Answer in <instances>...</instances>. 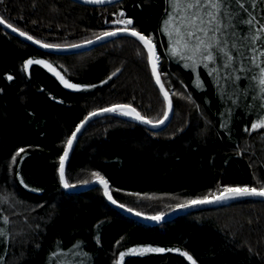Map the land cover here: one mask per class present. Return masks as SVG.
Here are the masks:
<instances>
[{
    "label": "trees",
    "instance_id": "1",
    "mask_svg": "<svg viewBox=\"0 0 264 264\" xmlns=\"http://www.w3.org/2000/svg\"><path fill=\"white\" fill-rule=\"evenodd\" d=\"M168 8V0L107 7L72 0L0 3V16L45 44L92 41L124 26L112 23L121 11L132 19L129 27L153 37L164 85L176 90L170 124L156 132L117 116L92 121L66 168L71 187L100 172L119 204L149 217L223 185H264V128L245 130L264 118L258 86L243 77L233 86L223 69L212 73L217 65L186 67L191 62L171 55L162 31ZM29 59L48 60L67 81L92 87L69 92L40 65L25 69ZM148 70L147 49L133 37L53 55L0 26V264H116L120 252L148 245L165 251L127 253L123 264H191L183 251L197 264H264V201H235L148 226L113 208L102 188L70 193L62 187L65 142L90 113L124 103L154 121L163 118L166 102L154 82L139 92ZM14 229L22 231L15 240ZM77 242L80 249L73 248ZM177 248L182 251L171 250ZM59 250L63 255L52 258Z\"/></svg>",
    "mask_w": 264,
    "mask_h": 264
},
{
    "label": "snow or ice",
    "instance_id": "2",
    "mask_svg": "<svg viewBox=\"0 0 264 264\" xmlns=\"http://www.w3.org/2000/svg\"><path fill=\"white\" fill-rule=\"evenodd\" d=\"M3 0H0L2 3ZM92 3H104L105 0H90ZM169 8L166 10L167 15L163 21L162 31L166 33L171 42L170 54L178 56L185 61L186 67H196L198 64H203L208 67L209 63L217 65L212 68V73H219L221 69L224 70V77H226L233 86L237 81L246 78L255 82L259 88L258 99L264 102V0H168ZM261 8L259 17L255 14L257 7ZM119 15L122 17L119 20L113 21L123 27H117L111 31H104L102 35L97 36L96 39L100 40L105 37L115 36L120 33L130 34L143 44L147 49L148 59L151 62L152 73L155 76L156 83L160 86L163 92L164 100L167 102V109L164 111L162 119L153 120L149 117L142 115L135 107L130 104H114L108 108L99 109V112H120L125 116L134 117L136 120L143 121L147 124H162L168 119L169 113L172 111V99L169 91L165 88L164 83L161 81V74L158 71L159 54L156 50L154 39L150 35H145L138 31L135 27H129L133 24L131 18H123L124 12L121 11ZM0 23L6 24L8 28L13 29L20 33L21 36L27 37L29 40L34 39L31 35L15 28L13 24L9 23L0 16ZM40 44V40L35 41ZM84 43H92L90 40ZM46 48H58L59 45L44 44ZM33 63L44 64L50 71H54L57 76H60L61 81L71 88L80 89L82 87H92L91 85L82 86L73 84L64 79L59 72L44 60H26L24 68L27 69ZM112 75H115L113 73ZM12 79L11 76L8 77ZM111 78V77H109ZM219 82V81H218ZM182 95V94H181ZM190 99V97H186ZM264 108V103L261 104ZM96 112L90 113V116L96 115ZM78 126L66 140V148L63 155L60 157L59 176L60 181L65 189L70 188L72 185L69 183L65 175V159L72 148L73 141L76 139L77 132L80 131ZM226 127V123L222 125ZM264 128V118L257 119L255 123L251 124L250 128L246 131H253ZM24 152L21 148L17 151L16 156ZM13 163H16L15 156ZM92 176L104 186L105 195L113 204L118 203L111 192L109 191V181L100 172L94 171ZM23 183V180H21ZM119 190V189H118ZM135 195L139 196V193ZM241 197H264V185L254 187L249 185H223L217 192H210L203 197H195L186 200L183 204L176 207H191L201 204H211L221 201H226ZM120 207H124L120 204ZM133 211V209H128ZM137 215H142L137 213ZM163 214L157 213L152 219H162ZM4 222L8 221V217H3ZM3 230L0 229V236H3ZM81 242H77L73 246L74 249L81 248ZM177 252L182 250L171 249ZM164 248L148 246H140L139 248H129L127 253H147V252H164ZM126 252L119 253V260L117 264H123ZM182 254L187 257L191 264H197L196 259L187 251ZM58 255H63V250L59 252L54 251L51 253L52 258H57ZM83 255L87 256V253ZM90 259V257H89ZM59 264H69L68 261H61ZM80 264H84L83 261Z\"/></svg>",
    "mask_w": 264,
    "mask_h": 264
},
{
    "label": "water",
    "instance_id": "3",
    "mask_svg": "<svg viewBox=\"0 0 264 264\" xmlns=\"http://www.w3.org/2000/svg\"><path fill=\"white\" fill-rule=\"evenodd\" d=\"M72 1H74L76 3H79V4L86 5V6H90V7H107V6H111V5H114L116 3L122 2L124 0H105L104 3H92V2H90V0H72ZM0 26L3 29H5L7 32H9L10 34L14 35L15 37H18L19 39H21L22 41L28 43L29 45H31V46L39 49V50H42L44 52L53 54V55H74V54H79V53H83V52H86V51H90V50H92V49H94V48H96L98 46H101V45H103L105 43H108V42H110L112 40H115V39H117L119 37H123V36L133 37L130 34L120 33V34H117L115 36L105 37V38L100 39V40L94 39V40H92V43H88V44L83 43V44L69 46V47L46 48V47L43 46L45 43L41 42L40 44H37L35 42L36 41L35 38L32 39V40H29L27 37L21 36L19 32L8 28L6 24L0 23ZM133 38L138 40V38H136V37H133ZM156 50H157V46H156ZM157 52H158V50H157ZM159 57H160V55H159ZM35 60L47 61L52 66V68H54L57 72H59L58 69L52 63H50L48 60H45V59H35ZM35 60H33V61H35ZM160 64H161V61L159 60L158 71L161 74V81L163 82V77H162V73H161V70H160ZM34 65H40L41 67H43L53 78L57 79L67 91L72 92V93H76V92H78L80 90V89H76V88L67 87L61 81L60 76H57L54 71H50L49 68L46 67L44 64L33 63L32 65H30L28 67V69L30 70V68L32 66H34ZM149 67H150L152 80H153L154 84L156 85V87L158 88L160 94L164 98L163 92L160 90V86L156 83L155 76L152 73V66H151V62L150 61H149ZM71 83H73V82H71ZM73 84H76V83H73ZM171 99H172V97H171ZM166 109H167V102H166ZM95 112L97 113L96 115H94V116L88 115L80 123V125L83 124V126L80 127V131L77 132L76 139L73 141L72 148L69 150V154H68L67 158L65 159V175H66V168H67V165H68L69 160L71 158L72 152H73V150H74L79 138L81 137V135L85 131L86 127L92 121H95V120L100 119V118L108 117V116H117V117L126 118L128 120L136 122V123L148 128V129H150L151 131L158 132V131H162L163 129H165L170 124V122H171V120H172V118L174 116V104H173V100H172V111L169 113L168 119L165 120L162 124H159V125H155V124H151L150 125V124L144 123L143 121L136 120L134 117L125 116V115L121 114L120 112H99V111H95ZM62 187H63V184H62ZM97 187L102 188L103 191H104V186L102 184H100L96 179L94 181H92L91 183L84 184V185L79 186V187H70V188H67V189H65L64 187L63 188H64L65 191L70 192V193H79V192L88 191V190H91V189L97 188ZM109 191L111 192L110 184H109ZM104 195H105V192H104ZM111 195H112V192H111ZM105 197L109 201L110 205L113 208H115L117 211H119L121 214L125 215L128 218L136 220L139 223H142V224H145V225H148V226H159V225H161L163 223L171 222V221H173V220H175V219H177V218H179L181 216H185V215L190 214V213L227 206V205H230L231 203H233L235 201H240V200H260V201H264V197H241V198L230 199V200L221 201V202H217V203L201 204V205L191 206V207L176 208V209H174V210H172V211H170L168 213L163 214L162 219L155 220V219H152V217H149V216H146V215H143V214L142 215H137V212L129 211L128 208H126L125 206L124 207H120L119 203L113 204L112 201H110L106 195H105Z\"/></svg>",
    "mask_w": 264,
    "mask_h": 264
},
{
    "label": "rangeland",
    "instance_id": "4",
    "mask_svg": "<svg viewBox=\"0 0 264 264\" xmlns=\"http://www.w3.org/2000/svg\"><path fill=\"white\" fill-rule=\"evenodd\" d=\"M159 60L161 61V59H159ZM160 68H161V64H160ZM161 73H162V77H163V72H161ZM151 81H153V80H152V76H151V72H150V67H149L148 72L144 76V82H143L142 86L140 87L139 92H142L143 88L146 87ZM167 90L171 94V97H172L173 93H176V90L175 89L169 88ZM176 208L177 207L173 208L172 210H174ZM172 210H170V211H172ZM170 211H168V212H170ZM168 212H166V213H168ZM163 214H165V213H163ZM15 230L16 229L13 230L14 231V234H13V239L14 240L17 239V238H19L20 236H22L23 227L21 229L22 230L21 232H19V231L17 232ZM116 264H117V262H116Z\"/></svg>",
    "mask_w": 264,
    "mask_h": 264
}]
</instances>
